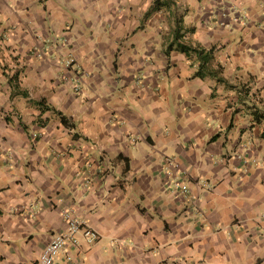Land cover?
Instances as JSON below:
<instances>
[{"label":"crops","instance_id":"1","mask_svg":"<svg viewBox=\"0 0 264 264\" xmlns=\"http://www.w3.org/2000/svg\"><path fill=\"white\" fill-rule=\"evenodd\" d=\"M263 112L264 0H0V264H264Z\"/></svg>","mask_w":264,"mask_h":264},{"label":"built area","instance_id":"2","mask_svg":"<svg viewBox=\"0 0 264 264\" xmlns=\"http://www.w3.org/2000/svg\"><path fill=\"white\" fill-rule=\"evenodd\" d=\"M75 61L71 55L67 62L70 66ZM79 91V85L74 86ZM63 217L67 223L66 228L52 236L39 256L40 264H54L58 254L62 251L70 252L71 249H78L81 245V235L89 242L94 243L99 238L98 231L83 216L76 213L74 208L63 210ZM69 258L71 255L69 254Z\"/></svg>","mask_w":264,"mask_h":264},{"label":"trees","instance_id":"3","mask_svg":"<svg viewBox=\"0 0 264 264\" xmlns=\"http://www.w3.org/2000/svg\"><path fill=\"white\" fill-rule=\"evenodd\" d=\"M177 23H178V25H177V29L175 31V35H176V37H179L181 35V27H184V26L181 25V23H182L181 18L179 19V21ZM181 47L184 50H189L192 48L191 46H187L186 44H182ZM192 49H194L199 54L200 59H201V67H204L206 65L207 61L211 57L213 48H210V50H206V48H203V47H195ZM199 73H200V71H199ZM260 117L264 118V112L262 114L256 115V118H260ZM62 120L65 121V118L62 117ZM263 137H264V132H263Z\"/></svg>","mask_w":264,"mask_h":264},{"label":"rangeland","instance_id":"4","mask_svg":"<svg viewBox=\"0 0 264 264\" xmlns=\"http://www.w3.org/2000/svg\"><path fill=\"white\" fill-rule=\"evenodd\" d=\"M170 3H172V0H170ZM181 17L178 15V14H176V20H177V22L179 21V19H180ZM75 62V61H74ZM71 65H73V64H71ZM70 65V66H71Z\"/></svg>","mask_w":264,"mask_h":264}]
</instances>
